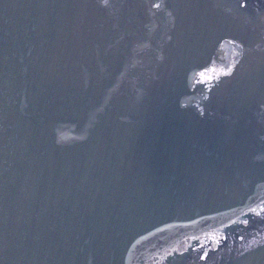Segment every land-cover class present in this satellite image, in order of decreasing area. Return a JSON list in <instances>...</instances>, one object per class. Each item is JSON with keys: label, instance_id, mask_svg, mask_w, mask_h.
<instances>
[{"label": "water", "instance_id": "1", "mask_svg": "<svg viewBox=\"0 0 264 264\" xmlns=\"http://www.w3.org/2000/svg\"><path fill=\"white\" fill-rule=\"evenodd\" d=\"M0 264H264V0H0Z\"/></svg>", "mask_w": 264, "mask_h": 264}]
</instances>
